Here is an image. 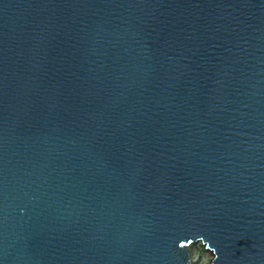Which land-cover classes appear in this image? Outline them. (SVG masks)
Masks as SVG:
<instances>
[{
  "label": "water",
  "instance_id": "1",
  "mask_svg": "<svg viewBox=\"0 0 264 264\" xmlns=\"http://www.w3.org/2000/svg\"><path fill=\"white\" fill-rule=\"evenodd\" d=\"M0 264H264V0H0Z\"/></svg>",
  "mask_w": 264,
  "mask_h": 264
},
{
  "label": "rangeland",
  "instance_id": "2",
  "mask_svg": "<svg viewBox=\"0 0 264 264\" xmlns=\"http://www.w3.org/2000/svg\"><path fill=\"white\" fill-rule=\"evenodd\" d=\"M191 252L193 256H197L198 252L203 253V256L207 263L209 261V258L211 257L210 252L205 251L204 245L201 242H197L196 244H194L192 246Z\"/></svg>",
  "mask_w": 264,
  "mask_h": 264
}]
</instances>
